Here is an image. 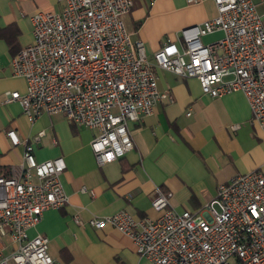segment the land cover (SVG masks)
Wrapping results in <instances>:
<instances>
[{
	"label": "built area",
	"instance_id": "obj_1",
	"mask_svg": "<svg viewBox=\"0 0 264 264\" xmlns=\"http://www.w3.org/2000/svg\"><path fill=\"white\" fill-rule=\"evenodd\" d=\"M58 12L30 16L32 41L11 58L12 75L25 92H6L34 122L42 114L62 113L78 127L96 130L90 149L98 166L133 149L129 124L153 113L171 95L157 88L154 68L197 80L201 93L222 97L240 92L251 120L264 132V0H213L216 15L180 30L153 55L133 40L124 17L132 0H55ZM198 0H186L196 3ZM222 36L204 44L202 37ZM186 115H190L187 112ZM239 126L232 125L235 130ZM44 132H40L42 135ZM12 146L21 144L14 129ZM22 162L0 172V264H57L45 235H28L43 213L69 203L60 177L62 157L36 161L24 143ZM173 194L157 188L151 201L156 218H138L127 210L92 217L94 229L110 227L130 238L149 264H264V172L253 170L220 183L216 195L195 212L177 211ZM73 221L81 226L75 216Z\"/></svg>",
	"mask_w": 264,
	"mask_h": 264
},
{
	"label": "crops",
	"instance_id": "obj_2",
	"mask_svg": "<svg viewBox=\"0 0 264 264\" xmlns=\"http://www.w3.org/2000/svg\"><path fill=\"white\" fill-rule=\"evenodd\" d=\"M132 1L124 22L131 38L143 42L152 63L155 51L168 40L178 41L181 29L216 15L213 0ZM60 8L55 0H0V172L8 174L22 162L24 143L33 146L38 162L64 159L60 180L69 203L46 210L28 230L29 236L48 237V251L57 264H149L137 255L129 237L110 227L94 229L87 221L120 210L156 218L151 201L157 188L172 192L176 210L195 212L215 197L220 183L253 170L264 172V132L251 120L242 93L209 97L196 79L155 67L158 90L168 92L173 101L159 102L151 115L130 123L133 149L98 166L90 149L96 130L78 127L62 113L42 114L30 122L17 101L5 102L6 92L23 94L26 89L25 81L12 75L10 63L32 41L30 16ZM221 36L218 31L201 40L209 44ZM235 124L239 127L232 130ZM10 129L21 144H10ZM75 216L81 226L74 223ZM2 243V253L13 248L8 238Z\"/></svg>",
	"mask_w": 264,
	"mask_h": 264
},
{
	"label": "rangeland",
	"instance_id": "obj_3",
	"mask_svg": "<svg viewBox=\"0 0 264 264\" xmlns=\"http://www.w3.org/2000/svg\"><path fill=\"white\" fill-rule=\"evenodd\" d=\"M260 13H262V12H264V9H262V8H259V10H258ZM174 207V206H173ZM177 210L178 211H181L182 210V208H177ZM196 211V210H195Z\"/></svg>",
	"mask_w": 264,
	"mask_h": 264
}]
</instances>
